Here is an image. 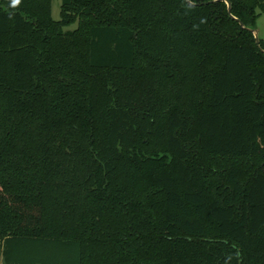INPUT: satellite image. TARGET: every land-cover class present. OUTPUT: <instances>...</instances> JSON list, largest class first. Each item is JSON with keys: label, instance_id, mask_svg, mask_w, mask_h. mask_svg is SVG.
<instances>
[{"label": "trees", "instance_id": "obj_1", "mask_svg": "<svg viewBox=\"0 0 264 264\" xmlns=\"http://www.w3.org/2000/svg\"><path fill=\"white\" fill-rule=\"evenodd\" d=\"M215 1L0 0V264H264V0Z\"/></svg>", "mask_w": 264, "mask_h": 264}, {"label": "rangeland", "instance_id": "obj_2", "mask_svg": "<svg viewBox=\"0 0 264 264\" xmlns=\"http://www.w3.org/2000/svg\"><path fill=\"white\" fill-rule=\"evenodd\" d=\"M52 17L55 20H60L62 18L61 12H62V0H52ZM80 23H83L82 20H79L78 18H75L74 23L70 25L69 27H66L65 32L74 31L77 28H79ZM257 31L259 34L260 42H264V14L260 16V18L257 21V27L254 29V31ZM259 42V44H260Z\"/></svg>", "mask_w": 264, "mask_h": 264}, {"label": "water", "instance_id": "obj_3", "mask_svg": "<svg viewBox=\"0 0 264 264\" xmlns=\"http://www.w3.org/2000/svg\"><path fill=\"white\" fill-rule=\"evenodd\" d=\"M225 2L227 5H228V10H229V12L231 13V3L228 1V0H216L215 2ZM233 17V16H232ZM234 19H236V20H238L237 18H235L234 17ZM242 25V27H244V25L243 24H241ZM250 31H252L253 32V34H254V36H255V39H256V42L259 44V42H260V39H259V34H258V32L255 30H250Z\"/></svg>", "mask_w": 264, "mask_h": 264}]
</instances>
